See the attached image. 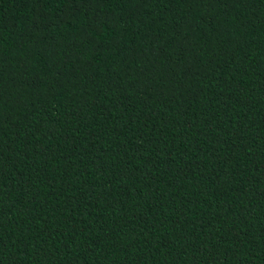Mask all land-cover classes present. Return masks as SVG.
Here are the masks:
<instances>
[{"label":"trees","instance_id":"trees-1","mask_svg":"<svg viewBox=\"0 0 264 264\" xmlns=\"http://www.w3.org/2000/svg\"><path fill=\"white\" fill-rule=\"evenodd\" d=\"M0 264H264V0H0Z\"/></svg>","mask_w":264,"mask_h":264}]
</instances>
